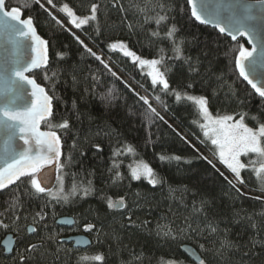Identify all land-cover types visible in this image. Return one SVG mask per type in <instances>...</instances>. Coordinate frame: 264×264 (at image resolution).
I'll return each instance as SVG.
<instances>
[{
  "label": "trees",
  "instance_id": "obj_1",
  "mask_svg": "<svg viewBox=\"0 0 264 264\" xmlns=\"http://www.w3.org/2000/svg\"><path fill=\"white\" fill-rule=\"evenodd\" d=\"M54 3L56 7L47 0L39 4L6 0L9 9L26 4L24 16L33 18L37 34L47 41L48 64L32 74L53 97V115L42 129L60 137L64 194L74 186L76 191L67 202L36 194L27 181L1 191L0 222L8 227H0V244L12 234L15 248L6 256L0 246V264H20L21 255L28 257L25 264H192L180 251L183 245L196 249L207 264H264V175L253 170L259 163H250L257 157L242 156L246 168L241 170L244 183H239L203 135L197 106L184 99L204 97L214 117L239 119L243 114L254 129L257 120L264 123L263 99L234 69L231 49L236 41L196 24L186 0ZM64 3L78 16L90 15L91 4L96 3V19L76 29L58 11ZM159 16L166 19L157 24ZM173 27L175 32L168 36ZM238 40L248 48L243 38ZM174 41L182 49L179 58L173 52ZM115 42H123L143 59L163 57L159 68L170 90L182 99L153 87L136 63L109 48ZM140 96L148 98L159 116L148 111ZM64 120L69 122L67 129L48 126ZM127 146L134 151L127 152ZM161 156L180 159L161 161ZM140 162L154 170L160 183L153 186L145 178L132 179L131 167ZM58 187L56 180L52 190ZM121 198V211L108 207L109 201ZM62 217H72L74 227H57ZM88 223L95 226L88 250L60 243L80 234ZM30 226L36 229L32 235L27 233ZM30 244L41 247L25 251ZM95 255L102 260L92 259Z\"/></svg>",
  "mask_w": 264,
  "mask_h": 264
},
{
  "label": "snow or ice",
  "instance_id": "obj_2",
  "mask_svg": "<svg viewBox=\"0 0 264 264\" xmlns=\"http://www.w3.org/2000/svg\"><path fill=\"white\" fill-rule=\"evenodd\" d=\"M35 2L39 4L40 0H35ZM47 3L56 7L54 0H47ZM186 3L190 6L191 16L196 21L202 24H211L220 33H226L231 37L232 41H236V47L231 49L235 53L233 56L234 69L238 71L239 76L244 81H247L259 97L264 98V77L257 78L256 75L258 59L264 61V43L257 39L256 30L250 28L244 22V20H254L256 17L248 15L243 20L236 19L235 14L239 5L235 3L227 4L224 8L225 11L229 12V22L225 25L222 24L218 14L214 16L210 13L208 0H186ZM255 3L264 6V0H255ZM40 6L44 7L43 4H40ZM26 7L27 5L25 4L13 6L9 9L6 0H0V38H2L0 50L3 51L2 63H0V83L3 85L0 87V134H3L4 137L0 141V190L6 189L9 185L16 184L18 181L20 184H24L27 181L36 194L47 193L48 196L57 202L61 200L67 202L69 195H74L76 189L74 186L70 194H64L62 177L59 175L63 167L60 161L62 155L60 137L56 131L40 130L41 122L47 123L48 118L53 115V97L47 93L45 87L37 83L32 75H29L33 70L47 65V41L37 34L33 18L24 16ZM163 7L161 5V8ZM244 7L251 8L252 5L247 4ZM45 10L47 11V9ZM97 10V4L92 3L90 15L78 16L67 3L60 5L58 8V11L66 16L68 24L76 29L87 25L90 20H95ZM49 15L58 25L64 26L63 22L55 15H52V13H49ZM165 19L166 17L159 16L156 19V23L160 24ZM174 32L175 28L173 27L167 35L172 36ZM237 37L244 38L251 45V50L240 43ZM76 39L91 56L104 64L100 55L92 52L87 45L83 44L79 37H76ZM28 40L31 43L26 45L25 41ZM173 43V52L179 58L182 54V49L175 41ZM109 48L112 51L121 52L125 57H130L141 68H148L147 76L150 78L153 87L159 86L161 91L166 94H175L177 101L182 99L180 93L170 90L165 73L158 67L162 63L163 57L160 59H143L137 56L135 52L129 50L123 42L111 43ZM258 48L260 56L259 58H253ZM26 49H30V55ZM261 66L264 67V63H261ZM104 67L108 68V65L104 64ZM26 86L30 87V92L27 91ZM110 94L111 89L109 90ZM25 95L30 97V103L21 106L18 102L22 101ZM139 98L143 100L144 104L148 105V111L151 114L159 116V113L151 106L147 97L140 96ZM156 99L159 100V97H156ZM184 99L191 101L198 107L199 114L205 121V123L200 125L203 135L210 139L212 145L217 147L219 161L226 166L239 183H244L241 179V170L246 168L245 163L241 162V156H247L249 153L255 154L257 159L250 161V163L253 165L259 163V167H254L253 170L258 175L264 173V123H260L256 117H252L258 123V127L254 129L245 123L243 114L236 120H234L233 115L213 118L209 113L207 101L204 97L185 95ZM160 119H163V117H160ZM229 121L234 122L228 123ZM48 126L50 128L67 129L69 122L64 120L62 123L49 124ZM14 139H19L23 142L21 150L17 151L19 146H14ZM33 145L36 147H33ZM125 150L127 152L134 151L131 146H127ZM160 159L164 161L169 159L179 160L180 158L161 156ZM50 165L58 173L56 179L59 187L55 191L48 187L49 177L45 169ZM142 176L153 186L160 183L154 170L147 163L140 162L137 166L131 167L132 179L139 180ZM261 180L264 183V177H261ZM229 183L232 184V181L229 180ZM232 186L235 187V184ZM84 193L87 195V189L84 190ZM123 203V198L115 203L109 201L108 207L120 208ZM37 215L43 219L40 213H37ZM67 223L73 222L69 220ZM0 227L7 228L8 225L0 222ZM94 227L93 224L88 223L83 226V230L90 232ZM29 231L35 232L36 229L31 228ZM212 231H215V228ZM49 238L51 239V237ZM39 247L41 245L30 244L25 251L32 252ZM201 248H203V245H201ZM19 259L20 264H25L28 257L21 255ZM92 259L100 261L102 257L95 255ZM197 259L198 264H207L205 260Z\"/></svg>",
  "mask_w": 264,
  "mask_h": 264
},
{
  "label": "water",
  "instance_id": "obj_3",
  "mask_svg": "<svg viewBox=\"0 0 264 264\" xmlns=\"http://www.w3.org/2000/svg\"><path fill=\"white\" fill-rule=\"evenodd\" d=\"M208 3H209V11H210V13L212 15H214V16L218 14L219 18L222 21V24H225V25L229 22L228 21L229 12L225 11L224 6L227 5V4H233V3L238 4L239 7L236 10L235 18L243 20L244 17H246L248 15L256 17V19H254V20H244V22L250 28H254L256 30L257 39L260 42L264 43V6H261L259 4H256L255 2H251V1H247V0H208ZM247 4H251L252 7L251 8H245L244 5H247ZM217 6H219V7H217ZM188 8H189V12H190V17L196 24H198L200 26H204V27L212 29V30H215L219 35L231 40V37L229 35H227L226 33H220L218 31V29L215 28L213 25H211V24H202L199 21H196L195 18H193L191 16L190 6H188ZM239 38H242V37H237V39H239ZM244 41L246 42L249 50H251V45H249L245 39H244ZM0 42H2V38H0ZM30 43H31L30 40L25 41L26 45H28ZM26 51L30 55V49H26ZM47 55H48V49H47ZM259 56H260V51H259V48H258L257 52L254 53V57L253 58H259ZM2 57H3V51L0 50V63H2ZM261 63H264V61H260L258 59V65H257V71H256L257 78L264 77V67L261 66ZM46 66H42L40 69L33 70V72L29 73V75H32L33 73L37 72L38 70H41V69L45 68ZM237 73H238V71H237ZM238 75H239V73H238ZM240 78L248 86V88L257 97H259L255 93V91L251 88V86L247 83V81H244L242 77H240ZM2 86H3L2 83H0V87H2ZM26 88H27V91L30 92V87L26 86ZM259 98H261V97H259ZM262 99L264 101V98H262ZM26 103H30V97L28 95H25L24 99L22 101L18 102V104H20L21 106L23 104H26ZM42 123L43 122H41V124H40V130L41 131H46V130L42 129ZM3 138H4L3 134H0V141H2ZM13 143H14V146H17V145L19 146L17 148V151L22 149V147H23V142L22 141H20L19 139H14ZM33 147H36V146L33 145ZM60 151H61V154H62V144H60ZM61 157H62V155H61ZM61 157H60V161H61ZM45 171H47L48 177H49V185H48V187H50L52 189L53 186L56 183V180H57L56 179L57 171L51 165L48 166V168L45 169ZM10 186H12V185H9L8 187H10ZM3 190H0V192L3 191ZM122 207H120V208L113 207V209L115 211H118V210L122 209ZM69 220L72 221L73 223H67V221H69ZM55 225L57 227L64 228V229H72L74 227V225H75V221H74V219L72 217H62V218H59L56 221ZM31 228H33V227L30 226V227L27 228V233L29 235H32L34 233V232H30L29 231V229H31ZM60 243L61 244L71 245L74 250H80V251H86L92 246V241L89 238H87L86 236H83V235L64 237V238H62L60 240ZM0 246L3 249L4 254L6 256H10L13 253V250L15 248V239L13 238V235L12 234H7L3 238ZM180 251L192 264H198V259L197 258L202 259L200 253L196 249H194L193 247H191L189 245H183L180 248Z\"/></svg>",
  "mask_w": 264,
  "mask_h": 264
},
{
  "label": "rangeland",
  "instance_id": "obj_4",
  "mask_svg": "<svg viewBox=\"0 0 264 264\" xmlns=\"http://www.w3.org/2000/svg\"><path fill=\"white\" fill-rule=\"evenodd\" d=\"M131 61H132V59L130 58V57H128ZM133 62V61H132ZM137 65H138V63H136ZM138 67L140 68V69H142L146 74H147V72L149 71V69L148 68H141L139 65H138ZM158 67H159V65H158ZM198 108V107H197ZM210 113V112H209ZM211 114V113H210ZM211 116L213 117V118H216V117H214L212 114H211ZM200 117H201V124H203V123H205V121L203 120V118H202V116L200 115ZM237 118H234V120H236ZM232 122H234V121H229L228 123H232ZM200 124V125H201ZM208 139V138H207ZM210 140V139H209ZM217 148V147H216ZM217 154H218V149H217ZM252 154V153H251ZM252 155H255V154H252ZM240 159H241V162H242V156L240 157ZM138 164H136L135 166H137ZM134 166V167H135ZM255 168H258V167H255ZM259 175H264V173H261V174H259ZM141 178H144L143 176L141 177ZM115 203V202H114ZM123 208V207H122ZM122 209H120V210H118V211H121ZM79 233H84V234H88L89 235V238H90V240L92 241V236H93V230L92 231H90V232H85L84 230H83V227H81L80 228V231H79Z\"/></svg>",
  "mask_w": 264,
  "mask_h": 264
},
{
  "label": "flooded vegetation",
  "instance_id": "obj_5",
  "mask_svg": "<svg viewBox=\"0 0 264 264\" xmlns=\"http://www.w3.org/2000/svg\"><path fill=\"white\" fill-rule=\"evenodd\" d=\"M78 235H83V236H86L87 238H89V235L88 234H84V233H80V234H78ZM71 236H76V235H71ZM69 237V236H68ZM14 238V237H13ZM15 239V238H14ZM90 239V238H89ZM71 246V245H70ZM72 247V246H71ZM78 251H80V250H78Z\"/></svg>",
  "mask_w": 264,
  "mask_h": 264
}]
</instances>
